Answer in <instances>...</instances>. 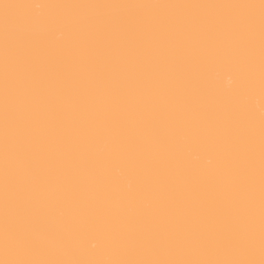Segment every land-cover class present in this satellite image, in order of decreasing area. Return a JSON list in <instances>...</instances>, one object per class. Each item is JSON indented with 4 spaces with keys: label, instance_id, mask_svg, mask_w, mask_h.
Masks as SVG:
<instances>
[{
    "label": "bare ground",
    "instance_id": "obj_1",
    "mask_svg": "<svg viewBox=\"0 0 264 264\" xmlns=\"http://www.w3.org/2000/svg\"><path fill=\"white\" fill-rule=\"evenodd\" d=\"M0 264H264V0H0Z\"/></svg>",
    "mask_w": 264,
    "mask_h": 264
}]
</instances>
